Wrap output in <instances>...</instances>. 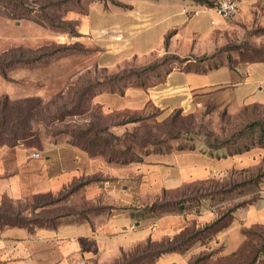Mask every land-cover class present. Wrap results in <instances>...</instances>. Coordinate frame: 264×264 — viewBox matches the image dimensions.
<instances>
[{
    "label": "rangeland",
    "instance_id": "1",
    "mask_svg": "<svg viewBox=\"0 0 264 264\" xmlns=\"http://www.w3.org/2000/svg\"><path fill=\"white\" fill-rule=\"evenodd\" d=\"M23 1L27 6L0 0V79L15 88V99L0 97V145L20 143L37 149L42 142L68 143L118 166L130 160L155 165L179 150L192 152V156L180 158L188 166L197 163L199 154L211 153L213 146H221L227 139L231 144L221 150V157L229 150L239 152L233 157L244 160L243 166L219 167L186 180L177 190L163 189L153 195L152 207L159 214L176 212L180 203L186 212H194L192 215L210 214L211 221L192 220L181 236L147 242L108 264H155L167 244L176 245L183 253L181 259L169 264H186L187 260L188 264H264V221L242 228L240 241L229 250L213 244L215 232L232 222L237 207L258 201L264 207V149L254 147L241 153L246 146L258 144L260 128L264 129V82L259 83L261 93L252 90L259 102H249L250 96L239 100L232 87L221 85L216 90L191 93L186 107L169 115L153 105L145 111H129L121 110V104L115 106L120 110L104 113L96 101L100 93L123 97L129 87L160 90L168 74L178 70L205 73L226 65L231 71H240L233 78L240 77L242 82L248 64L264 63V0H244L240 11L225 20V28L219 30L214 46L205 54L180 57L154 52L147 59H131L116 72L100 69L97 50L75 42L77 29L91 8L109 10L118 5L128 10V5L115 0ZM183 1L187 6H199ZM5 18L31 20L52 35L56 33L58 39L51 40L48 30L30 26L11 35L5 31ZM172 33L165 36L164 43ZM7 92L11 95L9 89ZM130 120L135 121L127 122ZM114 137L117 141L109 140ZM176 185L164 179L163 187ZM161 204L164 207L160 209ZM28 210L25 203L3 201L0 220L28 224L24 219Z\"/></svg>",
    "mask_w": 264,
    "mask_h": 264
},
{
    "label": "crops",
    "instance_id": "2",
    "mask_svg": "<svg viewBox=\"0 0 264 264\" xmlns=\"http://www.w3.org/2000/svg\"><path fill=\"white\" fill-rule=\"evenodd\" d=\"M115 1L129 9L118 5H111L109 10L91 8L77 29L75 41L96 49L97 66L109 72H116L131 59H147L154 52L180 57L205 54L214 46L219 30L225 28V20L216 17L212 9L187 6L183 0ZM183 8L190 11L191 17H186ZM5 23V31L11 35L26 26L48 30L26 19L5 18ZM169 32L173 33L164 43ZM49 33L51 40L58 39L56 33ZM117 36L120 41L114 40ZM243 71L242 82L240 77L233 78L240 71H231L226 65L205 73L173 71L159 85L160 90L129 87L123 97L100 93L96 101L104 113L120 110L115 106L121 104V110L129 111H145L153 105L169 115L185 108L191 93L227 85L235 90L233 95L240 96L239 100L250 96L249 102H259L252 90H262L259 83L264 82V63L248 64ZM5 83L0 79V97L15 99L12 83ZM35 151L40 158L27 159ZM191 153L175 151L155 165L142 161L118 166L91 158L68 143L42 142L37 149L20 143L1 144L0 206L3 201L27 204L24 219L31 222L11 225L0 220V264H108L147 242L172 239L192 220L211 221L210 214H159L152 207L153 195L163 189L177 190L186 180L205 176L213 169L244 164L235 156L217 160L199 154L197 163L187 166L180 158ZM174 157L178 158L169 160ZM164 179L177 185L163 187ZM232 217L227 227L217 230L213 240L225 250L240 241L242 228L264 221L262 202L237 207ZM182 254H161L155 264L175 263Z\"/></svg>",
    "mask_w": 264,
    "mask_h": 264
},
{
    "label": "trees",
    "instance_id": "3",
    "mask_svg": "<svg viewBox=\"0 0 264 264\" xmlns=\"http://www.w3.org/2000/svg\"><path fill=\"white\" fill-rule=\"evenodd\" d=\"M7 1H11V2H15V4H18V5H21V6H27V4L23 1V0H7ZM192 2H194V3H197L198 5H200V6H202V7H204V8H208V9H212L213 7H214V1L215 0H191ZM182 62V61H181ZM135 120H130V121H127V122H134ZM110 141H117L116 140V138L114 137V138H110L109 139ZM105 141H108V139H103V142H105ZM229 140H222V142H220L221 143V146H213L214 148L213 149H211V153H206L208 156H210L211 158H213V159H217V160H219V159H225V158H227V157H233V156H237L238 154H240L239 152H237V153H234V152H230L229 150H227L225 153H227V154H224V157H221V156H223L220 152H223V151H221V150H225V148H227V145L228 144H231V141H229ZM226 142H228V143H226ZM6 144V143H5ZM13 145V144H12ZM254 147H257V148H260V149H264V129H262V128H260V137H259V140H258V144H256L255 146H246L245 147V149L241 152L242 154H245V153H248L249 151H250V149L251 148H254ZM83 151H85L86 153H87V155L89 156V157H91V158H97V156H92L91 154H90V152L87 150V149H85V148H81ZM179 149V148H178ZM176 151H179V150H176ZM230 153V154H229ZM221 154V155H220ZM109 162H111V161H109ZM133 161L132 160H130V161H127L126 163H124V164H122V165H126V164H129V163H132ZM183 205V204H182ZM180 203L179 204H177L176 206H178V210L177 211H185V210H183V209H185V207L184 206H182ZM159 207H160V209L162 208V207H164L163 206V204H161V205H159ZM219 219V218H218ZM24 221V220H23ZM28 222H31V221H28ZM22 224H27V223H25V222H21ZM217 232V231H216ZM215 232V233H216ZM182 233V232H181ZM181 233L179 234V235H177V236H181ZM176 237V236H175ZM175 237H173V238H175ZM177 238V237H176ZM172 240V239H171ZM169 243L171 242V241H168ZM172 252H178V248H177V246L176 245H171V244H167V246L164 248V249H162V250H160L159 251V255L157 256V257H159L161 254H165V253H172ZM157 259V258H156ZM193 264V263H192Z\"/></svg>",
    "mask_w": 264,
    "mask_h": 264
},
{
    "label": "built area",
    "instance_id": "4",
    "mask_svg": "<svg viewBox=\"0 0 264 264\" xmlns=\"http://www.w3.org/2000/svg\"><path fill=\"white\" fill-rule=\"evenodd\" d=\"M242 4H243V0H215L212 11L216 17L222 20H227L233 17L236 13L240 11ZM182 12L184 14L190 13V11L186 10L185 8L182 9ZM196 13L197 12H194L193 14H196ZM214 24L215 22L211 21V25H214ZM114 40L120 41V37L117 36L114 38ZM40 156H41L40 153L35 151V152H31L27 156V159H39Z\"/></svg>",
    "mask_w": 264,
    "mask_h": 264
}]
</instances>
